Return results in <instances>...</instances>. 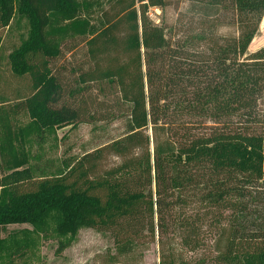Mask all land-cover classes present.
Returning <instances> with one entry per match:
<instances>
[{
    "label": "trees",
    "instance_id": "1",
    "mask_svg": "<svg viewBox=\"0 0 264 264\" xmlns=\"http://www.w3.org/2000/svg\"><path fill=\"white\" fill-rule=\"evenodd\" d=\"M86 1L0 0V49L16 16L28 25L5 58L17 90L0 94V264L33 263L42 237L61 255L82 229L112 234L109 264L154 243L159 264H264V227L244 225L264 185V47L246 56L264 0H198L182 42L149 17L166 0H109L100 26ZM118 120L120 138L63 170L30 165L35 139Z\"/></svg>",
    "mask_w": 264,
    "mask_h": 264
},
{
    "label": "rangeland",
    "instance_id": "2",
    "mask_svg": "<svg viewBox=\"0 0 264 264\" xmlns=\"http://www.w3.org/2000/svg\"><path fill=\"white\" fill-rule=\"evenodd\" d=\"M109 0H87L88 11L85 13L86 22L100 26L101 10L106 7ZM149 17L154 24L165 29L168 38L175 41H185L190 34L198 31V0H166L163 10L157 8L149 9ZM226 34V30H222ZM27 21L16 16L12 21L10 29L5 33V45L0 49L2 62L0 64V94L11 97V91L17 90V84L12 82L6 69L5 58L9 54L11 46L21 36H27ZM193 46L198 47V42ZM264 47V30L260 27L255 35L246 56ZM79 49V50H78ZM75 57H67L70 67L85 66L87 62L86 50L78 48ZM75 59V60H74ZM63 65V63H60ZM68 76L69 73H68ZM2 95V96H3ZM261 115L264 116V102L261 104ZM264 117L262 118V120ZM25 119L23 123H26ZM124 123L122 121L78 123L75 127H66L49 133L44 143L37 145L38 139L33 141L31 166L40 169L39 176L50 175L58 170L64 169V163L69 160L82 157L86 153L110 143L124 134ZM116 158L107 159L104 167L117 164ZM253 201L247 215L244 216V225L249 230L264 227V185L256 189ZM30 226H10L2 237L18 233ZM38 251L36 260L31 264H109V260L116 256V245L112 234L92 229L79 231L74 242L61 255L57 254L58 241L42 237L37 244ZM139 264H159L157 245L151 244L149 250L144 254L143 261Z\"/></svg>",
    "mask_w": 264,
    "mask_h": 264
},
{
    "label": "bare ground",
    "instance_id": "3",
    "mask_svg": "<svg viewBox=\"0 0 264 264\" xmlns=\"http://www.w3.org/2000/svg\"><path fill=\"white\" fill-rule=\"evenodd\" d=\"M260 27L264 30V18L262 20V23H261Z\"/></svg>",
    "mask_w": 264,
    "mask_h": 264
}]
</instances>
